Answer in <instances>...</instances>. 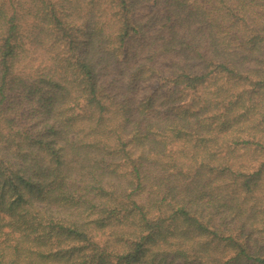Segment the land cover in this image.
<instances>
[{
	"label": "trees",
	"instance_id": "trees-1",
	"mask_svg": "<svg viewBox=\"0 0 264 264\" xmlns=\"http://www.w3.org/2000/svg\"><path fill=\"white\" fill-rule=\"evenodd\" d=\"M0 264H264V0H0Z\"/></svg>",
	"mask_w": 264,
	"mask_h": 264
}]
</instances>
